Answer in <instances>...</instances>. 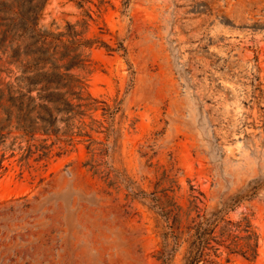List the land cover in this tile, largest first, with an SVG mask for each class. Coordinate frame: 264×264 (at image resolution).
<instances>
[{
	"label": "rangeland",
	"instance_id": "obj_1",
	"mask_svg": "<svg viewBox=\"0 0 264 264\" xmlns=\"http://www.w3.org/2000/svg\"><path fill=\"white\" fill-rule=\"evenodd\" d=\"M0 1V24L98 40L76 72L101 102L89 136L0 137V264H185L213 215L243 248L249 222L257 256L217 244L198 264H264V0Z\"/></svg>",
	"mask_w": 264,
	"mask_h": 264
},
{
	"label": "trees",
	"instance_id": "obj_2",
	"mask_svg": "<svg viewBox=\"0 0 264 264\" xmlns=\"http://www.w3.org/2000/svg\"><path fill=\"white\" fill-rule=\"evenodd\" d=\"M2 4L4 2L0 1V5ZM27 20L23 17L18 24H0L7 27L0 33V48L4 55L10 48V63L20 68V72L15 73L13 69L4 68L0 64V81L4 71L15 77L14 83L7 82L5 87L0 86V137L5 136V131L10 133L13 130L32 137L38 133L57 137L86 136L87 134H83L84 126L77 125V120L82 122L89 112L97 111L101 102L88 92L85 78L76 70L85 68L89 61L84 49L99 41L79 39L80 34L68 25L69 40L64 42L62 37L65 34L41 32L42 30H37V23L29 25ZM12 32L14 37L10 46H6L8 34ZM22 39L26 41L22 42ZM2 60L1 55L0 63ZM72 140L73 138L69 139L70 142ZM166 213L173 219L170 235L176 245L167 254H162L167 261L177 250L183 232L179 230L181 219L179 213H175V208ZM214 216L188 227L189 246L185 264L206 261L210 251L217 254V244L225 245L231 253L250 255L252 258L257 256L258 237L251 230L249 222L243 226L247 233L244 250L236 236L227 243L231 234L224 238L223 232L220 239L215 235L217 218Z\"/></svg>",
	"mask_w": 264,
	"mask_h": 264
}]
</instances>
